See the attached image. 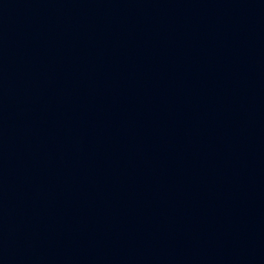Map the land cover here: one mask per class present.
I'll list each match as a JSON object with an SVG mask.
<instances>
[{
	"label": "water",
	"instance_id": "95a60500",
	"mask_svg": "<svg viewBox=\"0 0 264 264\" xmlns=\"http://www.w3.org/2000/svg\"><path fill=\"white\" fill-rule=\"evenodd\" d=\"M0 264H264V0H0Z\"/></svg>",
	"mask_w": 264,
	"mask_h": 264
}]
</instances>
